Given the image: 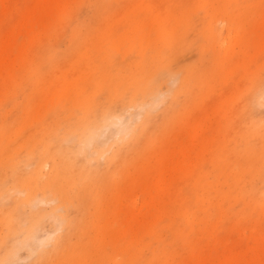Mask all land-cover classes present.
<instances>
[{
    "label": "rangeland",
    "instance_id": "374dc122",
    "mask_svg": "<svg viewBox=\"0 0 264 264\" xmlns=\"http://www.w3.org/2000/svg\"><path fill=\"white\" fill-rule=\"evenodd\" d=\"M0 264H264V0H0Z\"/></svg>",
    "mask_w": 264,
    "mask_h": 264
},
{
    "label": "bare ground",
    "instance_id": "6f19581e",
    "mask_svg": "<svg viewBox=\"0 0 264 264\" xmlns=\"http://www.w3.org/2000/svg\"><path fill=\"white\" fill-rule=\"evenodd\" d=\"M118 119H119L118 117H111V119H110L112 121L111 124L119 125ZM124 131H125V129L122 130V132H124Z\"/></svg>",
    "mask_w": 264,
    "mask_h": 264
}]
</instances>
